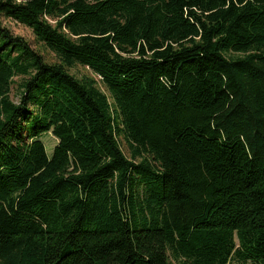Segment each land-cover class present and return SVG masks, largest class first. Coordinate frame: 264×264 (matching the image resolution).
I'll return each instance as SVG.
<instances>
[{"label":"trees","instance_id":"16d2710c","mask_svg":"<svg viewBox=\"0 0 264 264\" xmlns=\"http://www.w3.org/2000/svg\"><path fill=\"white\" fill-rule=\"evenodd\" d=\"M0 264H264V0H0Z\"/></svg>","mask_w":264,"mask_h":264},{"label":"rangeland","instance_id":"374dc122","mask_svg":"<svg viewBox=\"0 0 264 264\" xmlns=\"http://www.w3.org/2000/svg\"><path fill=\"white\" fill-rule=\"evenodd\" d=\"M4 25H6V27H8L15 36H19V37L24 38L31 45V47L33 49H35V50L40 49V45L36 41L35 35L33 34L31 29H29L28 27H26V26H24L18 22H14L11 20H5ZM46 57L50 58L49 55H46ZM71 74L74 75L75 77L79 78V79H82L85 77L94 78L98 82L99 88L103 92L106 93V90H105L101 80L96 75H94L90 69L84 68L82 66H77L76 68L71 70ZM15 93L16 92L14 91L13 95H12L14 100H16ZM41 139L47 148L48 155L52 156L54 148L58 144V140L52 134L43 135ZM122 149H123L124 153L129 157V151H128L126 144L122 143Z\"/></svg>","mask_w":264,"mask_h":264}]
</instances>
